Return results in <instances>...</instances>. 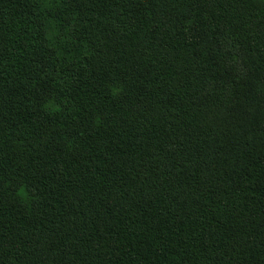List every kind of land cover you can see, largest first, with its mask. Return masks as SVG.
<instances>
[{"label": "trees", "instance_id": "16d2710c", "mask_svg": "<svg viewBox=\"0 0 264 264\" xmlns=\"http://www.w3.org/2000/svg\"><path fill=\"white\" fill-rule=\"evenodd\" d=\"M0 264H264V0H0Z\"/></svg>", "mask_w": 264, "mask_h": 264}]
</instances>
